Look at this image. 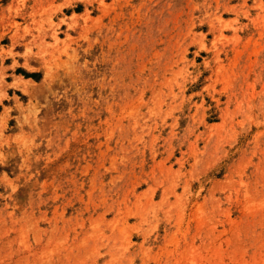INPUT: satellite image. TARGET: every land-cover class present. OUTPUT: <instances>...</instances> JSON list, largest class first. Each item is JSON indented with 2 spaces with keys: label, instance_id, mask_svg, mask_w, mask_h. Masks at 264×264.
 I'll return each mask as SVG.
<instances>
[{
  "label": "rangeland",
  "instance_id": "obj_1",
  "mask_svg": "<svg viewBox=\"0 0 264 264\" xmlns=\"http://www.w3.org/2000/svg\"><path fill=\"white\" fill-rule=\"evenodd\" d=\"M0 264H264V0H0Z\"/></svg>",
  "mask_w": 264,
  "mask_h": 264
}]
</instances>
